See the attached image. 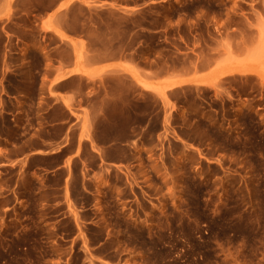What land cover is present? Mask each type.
<instances>
[{"label": "rangeland", "instance_id": "obj_1", "mask_svg": "<svg viewBox=\"0 0 264 264\" xmlns=\"http://www.w3.org/2000/svg\"><path fill=\"white\" fill-rule=\"evenodd\" d=\"M8 1L0 21V264H264V0ZM117 2L138 9H97ZM58 3L51 16L89 36L103 58L133 52L144 67L154 58L170 78L159 101L144 95L128 116L139 145L129 167L96 175L84 146L92 170L76 161L66 188L63 172L36 183L18 161L52 102L38 72L55 58L27 53V43L50 48L51 30L66 41L36 25Z\"/></svg>", "mask_w": 264, "mask_h": 264}, {"label": "crops", "instance_id": "obj_2", "mask_svg": "<svg viewBox=\"0 0 264 264\" xmlns=\"http://www.w3.org/2000/svg\"><path fill=\"white\" fill-rule=\"evenodd\" d=\"M8 3V0H0V21L7 15ZM59 5L47 12L36 25L39 30L44 25L60 30L67 37L66 41L51 30L50 38L55 44L50 48L41 44L37 49L34 44L27 43V53L35 51L40 56L55 58L51 66L38 72V88L46 90L52 102L39 114L36 126L22 142L27 145V153L18 161L35 172L36 183H42L44 174L55 177L63 172V186L66 188L73 180L76 161L83 170H92L85 158L84 146L96 160L95 168L99 170L96 175L100 170L129 167L131 155L139 145L138 138L130 131L135 126L128 123V116L144 95L152 99L156 97L159 101L158 91L170 78L168 75L161 77L154 58L146 67L131 57L133 52H119L103 58L102 47H93L89 36L65 31L61 14L51 16ZM99 6L98 10L118 13L138 9L118 2ZM11 11H15L13 3ZM45 35L41 32L39 40L45 39ZM64 53L70 56L68 62L61 59ZM144 85L148 88L145 89ZM57 156L59 161L56 164L47 162ZM39 160L43 161L34 164Z\"/></svg>", "mask_w": 264, "mask_h": 264}]
</instances>
